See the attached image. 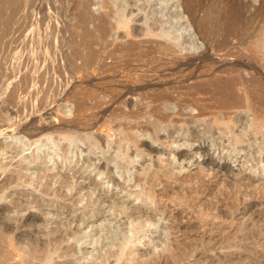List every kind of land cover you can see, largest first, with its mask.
Returning a JSON list of instances; mask_svg holds the SVG:
<instances>
[{
  "label": "rangeland",
  "instance_id": "rangeland-1",
  "mask_svg": "<svg viewBox=\"0 0 264 264\" xmlns=\"http://www.w3.org/2000/svg\"><path fill=\"white\" fill-rule=\"evenodd\" d=\"M20 1V8L16 10V15L13 16L10 25L6 28L4 22L0 21L2 22L0 23V31L2 32L3 30L4 32H0V34H2L0 42L4 40V42L0 44V52L2 51L0 53V132H4L2 128L6 126H20L21 123L28 126L25 125L23 131L0 133V166L5 164L6 166H4L7 168L3 170L0 167L2 169L0 170V179L3 178L5 172H7L6 170L9 171L12 169L22 156L28 155L32 157L36 149L40 154L46 153L48 152L49 145H53L54 148L58 150L59 147L66 142L68 129L71 131L74 125L80 128V132H84L85 130L82 129L85 126L88 127L89 125L87 126L85 123L88 124L87 122H89L91 123L89 127L92 132L108 137L112 142L118 139L121 134H130L133 138H128V140L124 138L121 139V142L127 145L128 153L131 155L136 153L140 154V157H137L138 164L148 165L150 170L159 168L160 172L172 173L176 176V181L160 184H152L150 176L148 175L147 178L142 180L139 184H134L133 179L128 182L127 185H131L129 187L127 186L129 189H138L142 194H150L148 202H141L136 199L132 202V205L147 211L148 214L154 217V219H151L153 223H148L138 236L135 244L139 248L148 250L149 255L158 253L163 246L170 247V250H186L196 243L194 238H192L194 237L195 230H199L201 225H204L206 222H213L214 224L221 225H219V229L214 228L213 235H216L215 240H217L215 242V249L219 251V253H222L225 259L229 260L228 255L231 249L235 250V248H241L247 252L257 250V253L254 254L255 259L253 258V261L252 259L243 260L236 258L234 259V264H261L262 261H264V238L261 244L259 241L257 242L256 239L254 240V238L247 240L244 238L243 231H241L242 224L240 223L242 215L234 214L236 208L234 205L238 202V200L236 201V183L242 181L241 183L245 187L254 191L252 195L255 197H252L254 200L251 203L250 211H252L253 208L254 210H259L263 207L264 172L259 171L258 167H262L264 161L256 164L255 160L251 157L245 156L246 150L238 148L234 150L229 149L230 139H228V132L232 128L234 122L233 119L230 118L221 119L225 114H228V111H232L230 109L226 110L225 108H220L217 102L218 98L213 94V84L215 83L214 81L218 79L221 81V78L226 82H230L231 79L236 78L238 82L232 85L233 88L231 89L239 90L243 92L244 95L249 96V98L254 97L258 100H264V95L263 97L261 96L262 92L264 93V68L259 67L260 65L258 63L252 61V59H249L245 55L247 49H250V47L252 48L251 41L255 39L254 36H257L256 34L261 26L264 25V22L260 25L258 23V25L254 24V26H252V24L247 26V28L244 24L240 23V25L238 24V31L234 32L232 35L225 34L224 31L222 33V30H220L221 32L219 31V34H213L206 41L209 55L198 57V55H200L199 53L204 50L203 47L205 44L200 39L195 30V26L187 21L186 17L182 16L180 18L181 22L187 24L188 28L191 27L190 33L188 34L187 31H185V33L190 36L193 42L195 41V49L189 51V49L184 48V46H177L174 43H170L169 49L165 50L166 55L160 56L161 54L158 50L147 51V46H145V40L148 37H152V39L154 37L155 39V36H144L135 33V27L144 26L139 21L127 19V22L124 21L126 23H123V21H117L114 17L110 16V18L108 17L107 19L108 31L101 39V36H98L99 32L94 29L95 24L93 23H96L95 20L84 22L80 19L81 16H79V14L82 12L81 10L83 8L79 0H75V2L72 0ZM89 1L90 3L87 9L89 12L92 11L91 13L93 14L94 12L95 14L98 12L106 13L109 8L111 9L109 6H100L99 4L102 0ZM230 1L231 0H223L220 5L223 6L225 3H230ZM252 1L255 2V0ZM154 2L156 3V1ZM168 3V7L171 6L174 8L175 5L176 7L180 6L177 0H170ZM6 5L9 6L8 4ZM7 6H4L5 8L2 7L4 12L1 9L2 14L4 13L3 15L7 13V9L9 11L10 7ZM133 9L135 8L133 7ZM77 17H79L80 20ZM2 24H4V26ZM81 24H83V26ZM249 32H251V36ZM9 34L11 38H9L10 36L8 37ZM156 39L158 38L156 37ZM127 42H131L130 48L123 47ZM219 42H221L222 45L217 47V49L216 47L214 48ZM76 51L80 53L78 54ZM126 53H131L135 59L129 60L130 58H127L128 55ZM188 53H194L192 58L191 56L190 58H185L183 56ZM87 54L89 55V59H87ZM90 54L93 55L94 58H92L93 56L91 57ZM137 54L141 55L140 58ZM75 55H78V57ZM85 55L86 58L84 57ZM124 56L125 58L123 59ZM82 57L84 58L82 59ZM154 58L156 60H154ZM136 59L139 61L141 60L140 63L139 61L137 63ZM180 59L183 60L181 61ZM242 59H244V62L246 61L245 63L248 64V67L243 64ZM134 61H136V63H134ZM76 65L79 67H76ZM104 66L107 67L105 68ZM25 81L29 82L27 83ZM141 82L148 84L142 88L133 89L125 93V86H134ZM131 83L134 84L131 85ZM82 92L88 96L87 101H89L90 104H92L91 102L93 101V103L97 102V105L96 107H92V109L89 108L90 111L88 109L86 110L87 112L85 111L86 113L83 112L80 116L81 118L76 122L75 119L73 122L74 101L81 96ZM253 104L252 102L250 107V103H247V105L238 108L237 113L252 120L255 115V109L252 108ZM157 106L160 111H167L168 108L170 117L159 119L158 130L163 133H172L176 139L172 142L169 141L168 137L166 138L164 136H160L159 139L154 140L152 129L150 130L149 127L147 129L148 122L156 119V116L152 112H155L153 108ZM11 109L12 111L10 112ZM134 109L137 110L134 111ZM7 111L9 113H7ZM124 113H128L130 116L124 115ZM12 121L15 124H13ZM67 121L73 123H71V125L68 123V125ZM32 125H35L34 128ZM38 125L40 127L43 126L42 128H44V130H33V135H29L28 132H30V129H36ZM129 126L132 127L129 128ZM28 127H30V129ZM188 130L189 132L192 130H199L201 132L200 138L202 139H199L200 141L192 140V142L190 141L191 143H186L183 137L184 134L186 135L189 133ZM254 130H256V127L251 126L250 128L248 127L247 131L248 133L250 131L254 133ZM72 133V135H75L78 131ZM248 133L244 136L242 145L252 142V139L248 138ZM15 136L20 137L17 138L20 142L26 143L24 149H22L23 147H19L20 142L17 139V141H15ZM256 136L257 138L253 142V146L255 147H257L260 142L257 134ZM212 140L217 143L212 145ZM143 141L148 142L151 147L158 148L159 150L156 152L155 150L149 149L147 146L141 144ZM78 143L80 144L79 149L77 148V152L75 151V155L72 156V162L68 160L62 162L59 154H53L54 158L58 161V168H61V174L71 172V174L74 175H72V179L76 180L79 178V181L82 179L81 183L88 185L91 182L89 178H80L78 176L82 172L84 175H88V173L93 175L95 171L93 172V166L91 165L88 166L87 169L80 166L86 157L88 148L84 142L78 141ZM240 146L239 144L238 147ZM202 147H206V149L201 151L200 149ZM70 149L72 148L70 147ZM98 153L99 152L93 154L89 161L90 163L98 162L97 160L100 156V153ZM260 155L263 156L264 153ZM209 157L213 160V166L219 165L218 173H209L211 172V168L210 166H206V160ZM45 160L47 159L41 158L38 162L31 161L28 163L27 168L23 169L22 173L34 178L35 173L33 167L36 166V164H43ZM51 162L52 160H50L49 163ZM78 171H80V173ZM48 172L52 173L54 171L50 169ZM76 172L78 173L76 174ZM98 174H96V178L98 179L99 177L102 179L106 176V173ZM22 179H18V183L20 181L22 184H17L15 186L12 184L13 187L10 186L6 188L5 194L13 190V188L22 189L27 192L40 193V191L36 190L34 187L35 183H28ZM201 179L203 183L200 182ZM133 185L134 187H132ZM171 187L177 189L178 193L172 191ZM102 188L104 191H107L108 194L115 195L118 198H126L127 190L120 189L118 185L108 184ZM142 188L143 190H141ZM159 190H163L164 192L161 196L157 195V191ZM132 196L133 195H131V197ZM44 197L52 198L50 195H44ZM7 199L9 198H0V204L7 202ZM184 201L185 203H183ZM215 204H217L221 212V214L219 213L218 215L219 217H217L218 219L213 217L216 211L213 208ZM240 204L242 203L240 202ZM177 207L179 209L184 208L191 212L190 217L186 219L174 218L175 221L173 224H179V230L170 229V221L166 219L165 216L166 211ZM205 208L207 210L211 209L212 211L214 209L213 214L211 211L206 212ZM28 211L34 212L37 215L41 214L39 213L41 211L37 208L30 207V209H27V212ZM230 212L233 214L231 217L229 216ZM43 216H45L47 222L54 217H52L51 212ZM234 216L237 219L232 220ZM124 219L125 218L121 215L117 216L114 219V223H122ZM200 219L201 221H199ZM38 223H40V221L36 222L37 225ZM123 225L125 226V224ZM254 225L255 224L248 226L252 227H250L251 231L256 229V225ZM25 227L26 229L24 230H31L33 228V226L28 227V225L22 228ZM186 235H190V237L188 236L187 238ZM220 240L222 242H220ZM77 246L81 248L86 247L89 251L93 250L92 245L88 242L81 243L78 241ZM148 254H145V256ZM78 256H80V261L85 260V258L81 256V253H79ZM57 258L58 257H55V260H60V258ZM190 258L191 257L187 255L170 264H187V262H190ZM201 261L204 263L207 260L202 259Z\"/></svg>",
  "mask_w": 264,
  "mask_h": 264
},
{
  "label": "bare ground",
  "instance_id": "bare-ground-1",
  "mask_svg": "<svg viewBox=\"0 0 264 264\" xmlns=\"http://www.w3.org/2000/svg\"><path fill=\"white\" fill-rule=\"evenodd\" d=\"M29 1H31V0H29ZM72 1L75 2V0H72ZM154 1H156V3ZM169 1L170 0H140V1H138V0H102V1H100V4L99 3L98 4L100 6H109V7H111V9L110 8H109V10L107 9L108 12H106V13H99L98 12L97 14H95V12H94V14H93V13H91L92 11L89 12L87 9L90 1L89 0H79L80 4L82 5V8H83L82 10L80 8V10L82 12L79 14V16H81L80 19L84 22L95 20V22L97 24L93 23V24H95L94 29L99 32L100 35L98 34V36H101L100 37L101 39H102V36H104L106 34V32L108 31L107 30V27H108L107 19H108V17L110 18V16L114 17L117 21H123V23H126L127 19L128 20L131 19L132 21L133 20L139 21L144 26L135 27L134 28L135 33L136 34H142L144 36L145 35L155 36V39H154V37H153V39H152V37L151 38L148 37L145 40L146 41L145 46H147V48L146 47L145 48L148 49L147 51L158 50L161 54L160 56L166 55L165 50L169 49L168 47H169V45H171L170 43H174L177 46L178 45L184 46V48L189 49V51L191 49H193V50L195 49V45H194L195 41L193 42V40L190 38V36L186 35V33H185V31H187L189 34L191 27L188 28L187 24L181 22L180 18L182 16L186 17L187 21H189L190 23L193 24V26H195V30L197 31L202 42L205 44L203 47L204 50H202V52L199 53L200 55H198V57L207 56V54L209 52H208V45H207L206 41L213 34H217V33L219 34L220 30H222V33L224 31L225 34H231L232 35V34H234V32L238 31V24L240 25V23L244 24L245 27L247 28V26H250L252 24H253L252 26H254V24L258 25V23H259V25H260L262 22H264V0H255L256 3L252 0H231L230 3H225L223 6L220 5V3L223 0H177L179 2L180 6L176 7V5H175L174 8H172L171 6H170L171 8L168 7ZM20 3H21L20 0H0V21L4 22V24L6 25V28L12 22L13 16L16 15L15 14L16 10L18 8H20L19 7L21 5ZM6 4H8L9 6H7ZM4 6L10 7L9 11H8V9L6 10L7 13H5V15H3L4 13L2 14V11L4 10L2 7H4ZM133 7L135 9H133ZM32 8H33V4H32ZM1 9H2V11H1ZM102 10H104V9H102ZM99 11H100V9H99ZM77 18L79 19V17H77ZM124 21H126V22H124ZM2 22H0V23H2ZM4 24H2V25L4 26ZM19 25H20V23H19ZM81 25L83 26V24H81ZM0 27H1V25H0ZM10 28H12V27H10ZM239 29H241V28H239ZM251 29H252V27H251ZM19 30H21V29H19ZM2 32H3V30H2ZM82 33H85V32H82ZM250 33L251 32H249V34ZM1 35L2 34H0V38H1ZM256 35H257L256 37L254 36L255 39H253L252 41L250 40L252 42L251 43L252 48L250 47V49L248 48L247 51L245 50L246 54L245 53L244 54L249 59H252V61L258 63L260 65L259 67L264 68V25L261 26V28L259 29V31L257 32ZM250 36H251V34H250ZM8 37L11 38V35L9 34ZM156 37L158 39H156ZM89 38H90V36H89ZM109 38H111V37H109ZM141 39H142V37H141ZM1 42H4V40H1ZM1 42H0V44H1ZM130 43H128V42L125 43V45L123 47L124 48L125 47L130 48L129 47V46H131ZM221 45H222V43L219 42L217 46H214V48L216 47V49H217V47H220ZM138 51H139V49H138ZM77 53H75V54H77ZM239 53H241V52H239ZM193 54L188 53V54H184L183 56L185 58L186 57L190 58V56H191V58H192ZM127 55H128L127 58H130L129 60L135 59L131 55V53L127 54ZM88 56L89 55L87 54V59H89ZM90 56L92 57L93 55L90 54ZM138 56L140 58L141 55H138ZM76 57H78V55ZM84 57L86 58V55ZM84 57H82V59ZM92 58H94V56ZM124 58H125V56L123 57V59ZM86 60H84V61H86ZM154 60H156V59L154 58ZM180 60L182 61L183 59H180ZM242 60H243V64H245V66L248 67V64L245 63L246 61L244 62V59H242ZM109 61H110V59H109ZM136 61L138 63L139 60L136 59ZM136 61H134V63H136ZM140 61H139V63H140ZM86 62H84V63L87 64ZM89 64H90V62H89ZM200 65H202V64H200ZM76 67H79V66L76 65ZM104 67L106 68L107 66H104ZM23 76H24V74H23ZM255 78H256V76H255ZM25 79H27V78H25ZM28 79H29V77H28ZM22 80H23V78H22ZM215 80H216V78H215ZM39 81H41V80H39ZM25 82L28 83L29 81H25ZM214 82H213L214 83L213 84V87H214L213 94H215L216 97L218 98L217 102L219 103L220 108L222 107V108H225L226 110L230 109L232 111V112L228 111V114L229 113H231V114H229V115L225 114L221 119V120H223L224 118H227V119L230 118V119H233V122H234L232 128L229 125L231 128L228 132L229 133L228 139H230V141H229L230 148L229 149L234 150V149L238 148V149L246 150L245 156H247L249 158L251 157L253 160H255L256 164H259L261 161H264V155L263 156L260 155L261 153H264V100L263 99L258 100L257 98L255 99L254 97L249 98V96L244 95L243 92H240L239 90L231 89V88H233L232 85H234L238 82V80H236V78L231 79L230 82H228V81L226 82V81H224V79L222 80V78H221V81H220V79H218ZM23 83H24V81H23ZM48 83H50V82H48ZM56 83H57V81H56ZM133 84L131 83V85H133ZM147 84L141 82V83H138L134 86H125V93L127 91H131L133 89L142 88ZM18 85H23V84H18ZM238 87H239V84H238ZM203 88H205V87H203ZM84 92H85V90H84ZM82 93H81V96H79V98L74 101V105H75L74 106V113L72 112L73 113V117H72L73 122L75 119H76L75 122L77 120H79L81 118L80 116L83 112L86 113L87 112L86 110H88L89 108L92 109V107H96V105H97V102L93 103V101L91 102L92 104H90V102L87 101L88 96L85 93H83V94ZM11 94H12V92H11ZM263 95H264V93L262 92L261 96L263 97ZM92 96H94V95H92ZM165 98H167V97H165ZM114 100H115V97H114ZM252 102L254 104L256 103L255 105L253 104V106H252V108L255 109V111H254L255 115H254V118L252 120L248 119L246 116H243V115L237 113L238 108H241V107L247 105V103L248 104L250 103L249 106L251 107ZM1 110H2V108H1ZM7 110H8V108H7ZM129 110H130V108H129ZM135 110H137V109H134V111ZM153 110L155 112H152V111L151 112L156 116V119L148 122L147 129H148V127L150 128V130L152 129V135H153L154 140L159 139L160 136H164L166 138L168 137L170 142L174 141L175 138H174V135L172 133L169 134V133L164 132L165 133L164 134L163 132L158 130L159 119H164V118L170 117L168 108H167V111H163V110L160 111V109L157 106V107L153 108ZM8 111H7V113H9ZM11 111H12V109L10 110V112ZM89 111H90V109H89ZM5 115H7V114H5ZM20 115H22V114H20ZM26 115H27V113H26ZM124 115H128V113H124ZM22 116H24V115H22ZM128 116H130V115H128ZM9 117H10V115H9ZM25 121H26V119H25ZM25 121H23V122H25ZM68 121H67V124L70 123V125H71V123H73L71 121L70 122H68ZM5 122H7V121H5ZM30 122H32V121H30ZM12 123H13V121H12ZM87 123L88 124L85 123V125H87V126L91 125V123H89V122H87ZM13 124H15V123H13ZM22 124L23 123H21L20 126L19 125H17V126H6L2 129L4 132H9V133H11V132L13 133V132L20 131V130L23 131L24 126L26 124H23V125ZM26 126H28V125H26ZM34 126L35 125H32L33 128H34ZM89 126L88 127L85 126L82 129L85 131L80 132L81 131V130L79 131L80 128H77L74 125V127H72L73 131L72 130L69 131V129H68L66 142L64 144H62V146H60L58 150L55 149L53 145H49L48 152H46V153L44 152L43 154H40L39 151L36 149V152L32 157H30L28 155L22 156L18 160V162H16V164L14 165V167L12 169H10L9 171L6 170L7 172H5L3 178L0 179V198H2V197H5V199L9 198V199H7L8 200L7 202L0 204V264H170L171 262H176L177 259H180L182 257H186L187 255H189V257H191L190 258L191 260H189L190 261L189 263L186 261L187 264H234V259H236V258H240L243 260H251L252 259V261H253V258L255 259L254 254L257 253V250L247 252L246 250H242L241 248L240 249L235 248V250L231 249V251H229V255H228L229 260L225 259L224 256H222V253H219V251H216L215 242L217 240H215L216 235L215 236L213 235L214 228L219 229V227L221 225L219 224L220 225L219 226L218 224H214L213 222H209V223L206 222V223H204V225L200 224L201 228L199 227L200 228L199 230H195V234L193 235L194 237L191 236L192 238H194V240L196 242L195 245H193L190 248L188 247L187 249L185 248L186 250H182V249H181L182 251H177L175 249L170 250V247L163 246L161 251H159L158 253H154L152 255H149L148 250H144V249L139 248L135 244L137 239H138V236H139L141 230L144 229V227L146 225H148V223H153V222H151V219H154V217H153V215L148 214L147 211L140 209L137 206L132 205V202L136 199H138L141 202H148L150 194L149 193L142 194V192L138 191V189L137 190L129 189L128 187L131 185L128 186L127 185L128 182H130L133 179L134 184H139L142 182V180L146 179L147 175H148V176H150V181L152 184H155V183L160 184V183H164V182L176 181V176H174L172 173L168 174V173L163 172V171L160 172L159 168L150 170L148 165L138 164L137 163L138 162L137 157H140V154L136 153V154L131 155L130 153H128L127 145L125 143L121 142L122 141L121 139L125 138L128 140V138H131L132 135L121 134L118 139H116V140H114V142H112V141H110V139L108 137H105V136L100 135V134H95L94 132H92L90 130ZM251 126L256 127V130H254V133H252L251 131L248 133V131H247L248 127L250 128ZM42 127H40L38 125L36 127V129H32V130L30 129V127H28L30 129V132H28V134L33 135L32 134L33 130L34 131L44 130V128H42ZM130 127H132V126H129V128ZM128 130H130V129H128ZM154 130H156V131H154ZM57 131H58V129H57ZM77 131H78V133H76L75 135H72L73 134L72 132H77ZM127 131H124V132L128 133L129 131L128 132ZM208 131H209V129H208ZM4 132H0V133H4ZM188 132H189V130H188ZM200 133L201 132L199 130L198 131L192 130L188 134H186V135L184 134L183 140H185L186 143H189L190 141L192 142V140L193 141H197V140L200 141L199 139H202V138H200L201 137ZM246 133H248V135H249L248 138L249 139L251 138L252 142H250L246 145H242V142L244 141V136L246 135ZM256 134L258 135V138L260 139V142H259L257 147L253 146V142L257 138ZM18 137L19 136H15V141L18 140L17 139ZM18 141L20 142V140H18ZM78 141L84 142L86 144V147L88 148V150L86 152L87 154L85 153L86 157L83 160V162L81 163L82 165H80V166L84 169H87V167L91 165V166H93V172L95 171L93 175L89 174V173H88V175H84L83 172L80 173V171H78L80 173L78 177H80V178L87 177L91 180L90 184H88V185L82 184L81 183L82 179L80 181L78 180L79 178H77L76 180L72 179V177L74 175L71 174V172L61 174V170H60L61 168H58V161L56 158H54V154H53V153L59 154L60 160L62 162L66 161V160L72 162L73 161L72 156L75 155V153L77 152L76 149L77 148L79 149L80 144L78 143ZM215 143H217V142L212 140V145ZM141 144L147 146L151 150H155L156 152L159 150L158 148L151 147L148 142L143 141ZM239 144L241 145L240 147H238ZM25 145H26V143L20 142L19 147L20 148L23 147L22 149H24ZM70 147L72 149H70ZM111 148H112V150H111ZM205 149H206V147H202L200 150L203 151ZM161 151H163V150H161ZM172 151L176 152L175 150H172ZM96 152L100 153V156L98 157V160H97L98 162L97 163H95V162L90 163L89 162L90 159L92 158L93 154ZM256 154H258V155H256ZM41 158H45L47 160H45L43 162V164H41V163L38 165L36 164V166L33 167L34 173H35L34 178L29 176V175H25L22 173L23 169L27 168L28 163H30L31 161L38 162L39 159H41ZM50 160H52L51 163H49ZM23 162H25V163H23ZM212 164H213V160L211 159V157H209L206 160V166H210V168H211V170H210L211 172H209V173H218L219 165L213 166ZM4 165L0 166L3 170L6 168L5 167L6 165L5 166ZM257 167H258V165H257ZM1 168H0V170H2ZM50 169H53L54 172H52V173L48 172V170H50ZM258 169H259V171L264 172V165L262 167H258ZM78 172H76V174ZM114 172H115V174H114ZM72 173H74V172H72ZM98 173H100V174L106 173V176L102 179L99 177V179H98V178H96V174H98ZM21 174H23V175H21ZM76 174H75V176H76ZM100 174H98V175H100ZM18 179H22L23 181L28 182V183H35L34 187L36 188V190L40 191V193L38 194L36 192H27V191H24L22 189L13 188V190H11L10 192L5 194L6 188H8L10 186L13 187V185L15 186L17 184H22V183H20V181L18 183ZM202 181L203 180L201 179L200 182H202ZM241 182L242 181L236 183L237 184V186H236L237 187L236 201L238 200V202H236V204L234 205V206H236L234 214H236V215L241 214L242 215V220L240 223L242 224L241 231H243L244 235L243 234L242 235L244 236V238H246V240L250 239V238L251 239L254 238V240L256 239L257 242L259 241V243L261 244V241L264 238V205L262 204L263 207L259 210H256V209L254 210V208H253V210L250 211L251 210L250 209L251 203L254 200L253 198L255 197L254 195H252V193H254V191L251 189L249 190V188L245 187ZM108 184H115V185H118V187H120V189L127 190L126 198H118L117 196L108 194L107 191H104V189L102 187L105 185H108ZM132 187H134V185ZM171 188H172L171 189L172 191L178 193L177 189H175L173 187H171ZM225 189H227V188H225ZM83 190H84V192H83ZM141 190H143V188ZM174 192H172V193H174ZM222 192H223V190H222ZM163 193H164L163 190L157 191L158 196H161ZM44 195H50V196H52V198L51 197L45 198ZM131 195H133V196L131 197ZM185 201L183 203H185ZM263 201H264V199H263ZM216 202H217V200H216ZM233 202H234V200H233ZM240 202L242 204H240ZM259 202H261V201H259ZM78 203H80V204H78ZM30 207L39 209L41 211L39 213H41V214L37 215L31 211L27 212V209H30ZM213 208L216 210L214 214H213L214 209L212 211L211 209L207 210L205 208V210H206V212L211 211L214 216L211 213L210 214L213 217H216V218L219 217L218 215H219V213L221 214V212L218 209L217 204H215L213 206ZM24 211L27 213H25ZM13 212H16V213H13ZM49 212H51L52 217L53 216L54 217L51 218L47 222V219L43 215L46 213H49ZM190 213L191 212L185 210L184 208L179 209L178 207L173 208L172 210L166 211L165 216H166V219H168L170 221V224H169L170 229L172 228V229L179 230L180 229L179 224H176V225L173 224V222L175 221L174 218H178V219L180 218L183 220V218L186 219V218L190 217ZM230 214H231V212H230ZM230 214H229V216L231 217L233 214H231V215ZM120 215L125 218L124 221L122 223L115 224L114 219ZM207 215H208V213H207ZM226 215H228V214H226ZM234 219H237V218L234 216L232 220H234ZM38 221H40V223H38V225H37L36 222H38ZM199 221H201V219ZM214 221H215V219H214ZM123 224H125V226ZM253 224L256 225V229L253 228L254 231H251L252 227L250 226L251 227L250 228L248 226L253 225ZM27 225H28V227L33 226V228L31 229V227H30L31 230H24V229H26V227L25 228H22V227L27 226ZM193 232H192V234H193ZM188 236L190 237V235H188ZM188 236L186 235L187 238H188ZM192 238H190V239H192ZM225 239H226V237H225ZM78 241L81 243H83V242L90 243L92 245L93 250L89 251V250H87L86 247H82V248L80 246L78 247L77 246ZM220 242H222V241L220 240ZM217 243H219V242H217ZM79 253H81V256L84 257L85 260L80 261V256H78ZM145 254H148V255L145 256ZM55 257L60 258V260H55ZM202 259H205L207 261L202 263V261H201ZM238 262H239V260H238ZM261 264H264V261H262Z\"/></svg>",
  "mask_w": 264,
  "mask_h": 264
}]
</instances>
